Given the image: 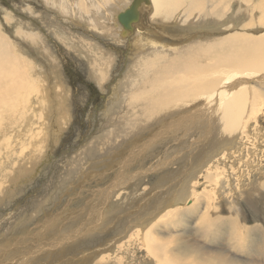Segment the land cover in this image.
I'll return each mask as SVG.
<instances>
[{"label":"bare ground","instance_id":"obj_1","mask_svg":"<svg viewBox=\"0 0 264 264\" xmlns=\"http://www.w3.org/2000/svg\"><path fill=\"white\" fill-rule=\"evenodd\" d=\"M45 2L54 8L56 3H62L66 7L64 14L70 16L66 20L74 26L89 27L92 23L90 30L101 27L106 37L124 45L131 36L135 38L130 45L134 51L133 65L122 83L129 95L120 98L122 89L119 92L116 88L108 99V110L104 111L109 113L122 105V117L131 121L124 122L120 129H109L119 137L125 134L113 142L121 143L120 148H115L109 140L98 143L95 139L97 148L89 150L92 144L87 143L86 149L83 147L79 152L80 161L76 165L73 161L69 163L73 167L70 165L71 172L67 169L71 173V176L67 174L68 179L73 177L74 170L81 172L77 173L83 180L78 185L79 200L71 198L75 194L71 182L63 187L58 184L62 187L57 188L61 199L70 197L68 206L74 209L68 214L69 220L79 225L75 226L77 230L69 233L72 230L56 229L57 222L62 223L60 215L59 220L56 217L58 221L55 217L49 220L42 216L40 222L38 218L41 224L36 229L26 226L28 222L25 226L15 223L13 228L1 233L0 264H47L51 263L49 259L64 264H92L93 259L99 262L119 259L118 264H125V259L128 262V259H145L144 262L152 259L155 264H264V260L258 261L264 259V0L242 1L255 12L249 20L245 16L244 21L228 16L233 0ZM133 5L140 17L138 21L133 18L125 28L121 17ZM209 8L211 11L207 13ZM62 14L58 15L62 17ZM147 14H150L149 27L144 24ZM204 15L213 16V21L203 22L207 18ZM111 21L114 26L107 28V22ZM227 24L232 31L229 34L224 33ZM17 35L26 43L43 44L38 34H27L23 28ZM58 37L70 41L65 35ZM18 44L0 33V207L8 204L9 187L18 189L21 181L28 183L41 168L38 165L44 161L49 140L56 132L55 118L49 116H57L55 122H59L57 132H60L71 115L70 89L59 77L58 61L52 52H43L49 65H53L45 69L31 60V55L24 56L23 46ZM96 48L94 64L103 65L104 70L102 74L97 70L93 78L102 87L113 71L116 57L109 54L111 51L104 54L102 47ZM124 89L122 93L126 94ZM51 94L54 98H50ZM118 98L120 102H116ZM109 123L99 126V133H104ZM149 126L156 129L141 135L130 132ZM193 133L198 134V139L189 147L188 163L184 165V160V164L174 169L175 165L178 167L179 155L171 148L181 147L184 139ZM119 149L125 153L120 155ZM149 159L153 162L148 164ZM165 168L171 170L162 175V184L153 181L152 176L150 180L147 178L151 173L166 172ZM145 177L151 187L138 184ZM201 178L205 187L199 192ZM130 186L135 188L136 197L128 189ZM54 195L52 198H56ZM188 202L192 204L189 208ZM243 202L249 206L247 214L249 210L260 214L253 224L249 223ZM43 203L41 206L46 204ZM46 210H42L44 216ZM197 212L200 218L194 219ZM192 223L196 224L195 229L191 228ZM224 227L230 228L226 243L232 251L221 248L222 245L214 246L221 243ZM48 233L51 236L47 237ZM257 233L260 241L256 240Z\"/></svg>","mask_w":264,"mask_h":264},{"label":"rangeland","instance_id":"obj_2","mask_svg":"<svg viewBox=\"0 0 264 264\" xmlns=\"http://www.w3.org/2000/svg\"><path fill=\"white\" fill-rule=\"evenodd\" d=\"M242 1L243 0H237V1L233 0L231 8L229 7L230 11L228 12V16L230 18H235L236 20L243 19V21H244L247 18H248V20L251 19L252 16L255 15L254 10L251 7H249V5L246 6V3L245 2L243 3ZM56 5H57L56 8L59 6L57 9H60L63 14L61 12L60 13L57 12L56 8L50 7L49 3L47 4V2H45V0H0V33L6 35L10 40L16 41L17 43L21 44V45H19V44L18 45L23 46V47H21V49L23 51L24 56H27V54H28L27 57L29 58L31 55L30 59L35 61V62H38L39 65H38V63H36V64L40 67H43V68L45 67V69H47V66L49 69V66H53V65H52V63L49 65V62L43 56V54H44L43 52H45V53H46V51L52 52L53 56L58 61L56 68H58L57 72L59 74V77H61L63 80H65L64 82L66 83V85L70 89L69 90V92H70L69 93V101H70L69 103L70 104L68 103V105H70V113H71V115H69V118H68L69 121L62 127L63 130H61L60 132H57L59 130V124H58L59 122L58 121L55 122V119L57 116H52V117L49 116L50 119L55 118L53 120L54 130L56 131L53 135L54 140H53V138L52 139L50 138L51 140H49V148H48L49 150L46 154V157L43 158L44 161H42L38 165V166H41V168H39L37 170L34 178L31 181H27L28 183H22L23 181H21V183L18 184V189H16V190L13 189V186L9 187V189L7 190V191L10 190V193L8 194V192H7V195H6L7 196L6 197V203H8V204H6V205L4 204L3 206L0 207V236L2 234L6 233L8 231V229L13 228V225L15 223H16L15 226H19V225L25 226L26 222H28V225H26V226H28L29 228L33 227L32 229H36V227L41 224L40 222H43L42 220H40V218H42V216H43V218L45 217L46 219L52 220L54 217L56 218L59 215H60V218L62 217V219H60L59 222H62V223L59 224L57 222L58 225H56L55 228L60 229L61 227H63L62 229H69L68 231L72 230L69 233H74V231L77 230L76 227H78L79 225H75L74 223H73L74 224L73 225L72 222L69 220L68 214H70L69 212L74 209V207L68 206L70 204L69 203L70 197H67V199L64 198L65 200L61 199L60 193H59V191H57L59 188L61 189L64 186V183L71 182L72 183L71 187L75 188L74 189L75 194L73 195L74 197L71 196V198L74 199V201H77L81 198V195L79 194L80 188H78L80 186L79 184H81L83 181L82 179H80L78 177L81 174V172H75L76 170H74V172H73L74 175H72V176L76 179L72 180L73 177L68 179L67 176L71 174L70 173L71 172V166L73 167V164H69V163H71L73 161V162H75L74 165H76L77 161L78 162L80 161V155H79L80 153L79 152L80 151L82 152L83 147H85V149H86V146L88 144L89 145L92 144V146L90 147L89 150H91V148L95 149V148H97L96 145L101 140H104V139L109 140L110 143H112L115 146V148H117V147L120 148L121 143H113V142L121 140L120 137L124 136L125 134L122 133V136L120 134V137H119V135H116V133H110V130L111 129H120V127L121 128L124 127V122H126V121L130 122L131 121L130 118L128 120H125L122 117V116H124L123 114H121V111L123 110L122 105H118V107L116 106V108L114 110L112 109L109 112L110 114L104 113V111L108 110V108L110 106L108 103L109 102L108 99L114 95V91L116 90V88H118V91H119V89L120 90L122 89L121 93H119L120 98H122V95L123 96L129 95V92H128L129 90L126 87H124V85L122 83L127 79L128 75L130 74L131 67L133 65L132 56H134L133 55L134 51H132V48L130 45H132V42L134 41L135 38L133 36H131L132 39L130 37L128 39L127 43L124 45L123 43L119 42L118 40H117V42H114L113 38L106 37L105 36V30L102 29L101 27L100 28L98 27L96 29L98 32L90 30V28H92V26L90 27V24H92V23H89V27L87 26V24H85V25L83 24L81 26H74L66 20L67 18H70L69 15L64 14L65 12L63 11V9L66 10V7L63 6L62 3H56ZM246 8H248V9H246ZM219 9L220 8H217V11H219ZM209 10L211 11V9L209 8L207 10V13H210ZM245 10H247V11H245ZM250 10H252V12H250ZM57 13L59 15L62 14V17L59 16ZM256 13L258 14V12H256ZM141 14H143V13H141ZM149 16H150V14H147V16H145V19H144V24L146 25V27H149L151 24ZM205 16H207V18H206L207 20L205 18H203V22L209 21L211 23L213 21L212 20L214 18L213 16L204 15L203 17H205ZM142 17L144 18V16H142ZM238 17H243V18H238ZM234 22H240V21H233L232 23H234ZM232 23H230V24H232ZM230 24L226 25V29H224V31L225 30H227V31L224 32L225 34H229L230 32H232L228 29ZM203 25H205V24H203ZM107 26H108L107 28H109L110 26H114V23L112 21L107 22ZM20 28H23L27 34H30V33L38 34L43 41L42 46L39 44H37V46H35V44L26 43L24 40H22V37H19L17 35L18 30ZM159 28H161V27H159ZM99 30H101V31H99ZM159 31H161V30L158 29V32ZM58 35H65L68 39L70 38L69 39L70 43L65 42L62 38H59ZM203 35H205V34H203ZM71 41L74 42V46H71L72 45ZM171 43H174V42H171ZM66 44H68V46ZM122 44L124 46H122ZM128 44H129V46H127ZM75 46H77V47H75ZM182 46H184V45H182ZM69 47H70V49H69ZM96 47H102V51L104 54L107 51H109V52L111 51L109 54L113 55L114 58L116 57L115 61L113 62L114 65H112L113 71L111 70L112 72H110L111 75L109 74V77L107 78L108 80L106 79V81H104V83L102 84L103 88L98 87V86H100L98 84V81L97 80L95 81V78H93V76L97 72V70L100 71L101 74H102V71L104 70L103 65L94 64L95 59L93 57L95 56V52L97 49ZM80 50H81V53H80ZM8 52L11 54V50H8ZM39 55H40V57L42 55V57L40 58ZM90 58L91 59L93 58V60L89 61ZM94 69H96V70L93 71ZM62 70H63V72H62ZM91 76H92V78H91ZM120 85H123V86H120ZM123 89L125 92L127 89L126 94L122 93ZM51 97L54 98V95L51 94L50 98ZM120 98H118L116 100V102H120V100H119ZM126 98L127 97H125L124 99H126ZM107 106H108V108H107ZM119 106H121L120 110H119ZM117 110H118V113H117ZM108 119H109V121H108ZM49 121H51V120H49ZM106 121L108 123L113 121L114 124H116V123L117 124L115 126V125H112L113 123H111V125L109 123L108 125L110 127L106 130L104 127L102 129V131L105 130L104 133H102V132L99 133V128H100L99 126H101V125L105 126ZM125 124H127V122ZM145 127H147V126H145ZM141 129L142 130L138 129L139 130L138 131L136 128V131L130 130V132L131 133L136 132V134L138 133L139 135H141L142 133H147L148 131H151L153 128H150V126H149L148 128H144L145 131L143 128H141ZM154 129H156V128H154ZM97 131H98V133H97ZM102 134L103 135L105 134L104 137ZM97 136H98V138H97ZM100 136H101V139H99ZM197 136H198L197 133H193L189 137H187L186 140L184 139L182 146H184L185 148L184 147L181 148L182 146L179 148H174V147L171 148L175 153H177V156L179 155V157L176 158V161H178V160L180 161V162L179 161L177 162L178 167H176V165H175V167H173L174 169L179 168V166L184 164L185 161H186V163L184 165H186L188 163L187 160L189 158V149H190L189 147H191L192 144L195 143L194 141H196L198 139ZM102 137H103V139H102ZM112 137L114 139L113 141L111 140ZM95 139H98L97 140L98 143ZM187 141H188V143H187ZM94 142L97 144H95ZM94 144H95V146H94ZM187 144H189V146ZM114 146H111L110 148H112V147L114 148ZM163 148L164 147H161V149H163ZM177 149H178V151H176ZM118 152L120 155L125 153V151L120 150V149ZM97 154L94 152V155H97ZM186 154H187V158H186ZM76 157H78L79 159H77ZM63 162L66 164H64ZM151 162H153L152 159L147 160L148 164ZM68 167L70 170V172H69L70 174H68V172H67ZM165 169H166V172H165V170L164 171L162 170L161 172L160 171L157 172L158 174L157 173L156 174L151 173V175H147V178L150 180L149 177L152 176L153 181H161L162 175L165 173H169L171 170L170 168H165ZM168 169H170V170H168ZM65 170H66V173H65ZM162 172H164V173H162ZM87 173L85 172L83 174H87ZM158 176H159L160 180L158 179ZM147 178L145 177L144 180L142 181V183L139 182L138 184H140V185L144 184L143 186H145L147 184V185H149V187H151L149 180ZM62 179H63V181H62ZM201 179L198 180V183H200V185L197 188V190L199 192H201L205 187L204 185H202L204 183V180H203V178H201ZM75 180H76V182H75ZM61 183H63V184H61ZM160 183L162 184V181ZM58 184L62 185V187H59ZM168 186H169V184L166 187H168ZM202 186H203V188H202ZM67 188L68 187H64V189H67ZM77 188H78V190H77ZM89 188H91V187H89ZM131 188L132 187L130 186L128 189L130 190V192L134 193L135 188H132V189ZM51 190H52V192H50ZM83 193L86 194V192H83ZM4 195H5V193L3 194V196ZM10 195L12 197H10ZM52 195H54V197H56V198H52L53 197ZM56 195H58V198ZM133 196H135V193ZM45 197H46L45 200L47 202H45V200H43V198H45ZM9 198L11 201H9ZM47 198H49V199H47ZM36 199L37 200L41 199L40 201H43L46 204L43 202H40L39 200H38V202H39V204H38ZM53 199L56 201H54ZM60 199H61V202H60ZM63 201H65L64 202L65 204L62 203ZM55 202L56 203L58 202V203L56 204ZM40 203H43L45 205L41 206ZM35 204H37L36 207H35ZM187 204H189V205H187V208H189L191 203L188 202ZM243 204L245 207L244 212H245L247 218L250 219L249 223L253 224L255 222V220H257L260 217V214L258 212L257 213L253 212L252 210H249L250 214H247L249 206H245L247 203L243 202ZM262 204L264 205V202ZM61 205H63L62 206L63 208L61 207ZM38 206L41 209H39ZM44 206H45V209H44ZM66 206H68V207H66ZM34 207H35V209H34ZM258 207L260 208V206H258ZM31 208L34 212L31 210ZM49 208H51V210ZM61 208L63 209L62 211H60ZM52 209L54 210L55 214H54ZM64 209L65 210L67 209V211L69 210L68 213H67V211L64 212ZM35 210H37V211L35 212ZM38 210L40 212L42 210L43 211L46 210L47 212L44 216L42 214L43 211L41 213H39ZM32 213L36 217V218L31 217L32 219L34 218L33 220L29 219L30 216H33V215H31ZM37 213L41 214V215L38 216ZM50 213L53 215V217ZM198 214L199 213L197 212L194 219L200 218V216ZM11 215H13V216H11ZM21 215H23V217H25V216H28V217L22 218ZM190 215H193V213L191 212ZM63 216H64V218H63ZM18 217L21 219H18ZM49 217L50 218L52 217V218L50 219ZM37 219L40 222H38ZM56 220H57V218H56ZM58 220H59V217H58ZM66 220H68L69 223L72 225H70L68 223V221H66ZM34 222H36V223H34ZM66 223H67V225H65ZM33 224H34V226H33ZM194 225L196 226V224L192 223V227H191L192 229H195ZM67 226H69V227L67 228ZM228 226L230 227V225H228ZM226 228H227V230H226ZM226 228L224 227L223 229H221L222 232L220 233V235H223V239L225 242L222 239L221 243L214 244V246L221 247V245H222L221 248L225 247V250L232 251L231 249L227 248L228 242L226 243V240L228 241V237L230 235V228L231 227L230 228L226 227ZM61 233L62 232H58L57 234H61ZM47 235L51 236V233L46 234V236ZM256 240L260 241V236L258 233L256 236ZM0 249H3V247ZM140 254L144 255L142 252ZM139 257H141V256H139ZM8 260L9 259H6V262H8ZM37 260H44V259H37ZM94 260H96V261H94ZM112 260H114L115 262ZM118 260L119 259H111V260L108 259V261L104 262L105 259H103V262H102V259H101V261L99 262V259H93L92 264H101V263L102 264H104V263L105 264H118V262H119ZM128 260H129L130 264H139L140 262H141L140 264H145V263L147 264L148 262H149V264H155L154 262L152 263V261H153L152 259H149L151 261V263L148 259H146V262H144L145 259H128ZM132 260L134 262H132ZM250 260H252V259H246L245 261H250ZM263 260L264 259H260V258L258 259V261H263ZM49 261H51V263L49 262L47 264H61V263L64 264L62 261H59L58 259H49ZM129 262L127 261V259L124 260L125 264H129Z\"/></svg>","mask_w":264,"mask_h":264},{"label":"water","instance_id":"obj_3","mask_svg":"<svg viewBox=\"0 0 264 264\" xmlns=\"http://www.w3.org/2000/svg\"><path fill=\"white\" fill-rule=\"evenodd\" d=\"M135 8H136V5H133L132 7L129 8V10H127V12L124 15H122L120 22L123 24L125 28H128L129 23L133 18H134V21H138L140 14L137 12Z\"/></svg>","mask_w":264,"mask_h":264}]
</instances>
